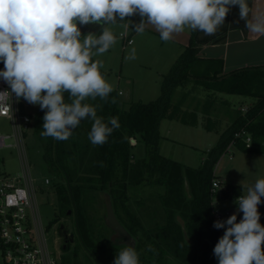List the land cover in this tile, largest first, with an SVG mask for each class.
<instances>
[{
  "label": "trees",
  "instance_id": "trees-1",
  "mask_svg": "<svg viewBox=\"0 0 264 264\" xmlns=\"http://www.w3.org/2000/svg\"><path fill=\"white\" fill-rule=\"evenodd\" d=\"M117 21H120L119 17ZM124 21H128V17ZM199 87L206 91L203 98L193 94ZM178 88H181V92L175 101L174 95ZM220 93L243 95L252 97L253 100L244 112L240 108L229 112L231 124L220 134L203 167L196 170L162 155L160 124L163 119H176L186 125H198L202 114L206 120L204 126L208 130L219 132L217 120L212 121V117L219 118ZM64 95L67 100L68 94ZM118 98L119 92L113 90L106 101L99 97L87 101L92 106L98 105L97 115L105 122L110 117L118 118L120 127L113 131L108 142L102 146H93L87 137L93 123L90 119L82 135L73 131L67 141L42 137L44 121L37 113L34 116L37 124L34 128L45 142L44 159L54 165L57 162L61 164L65 157L70 160L78 153L89 157L88 163L82 159L81 165L84 164L85 169L91 170L77 179L87 183L84 184L86 188H93L95 182H98L99 189L107 190L111 195L118 219L136 238L137 245L145 247L142 252L138 251V246L135 249L139 264H218L213 249L225 229L213 227L216 221L212 204L214 167L232 143L246 152L264 153V64L225 72L222 59L199 56L196 30H191L188 44L163 74L161 94L156 100L135 102L127 109H122L118 105ZM39 110L44 116L46 110L42 111L40 107ZM242 130L249 132L252 137L250 147L246 146L244 140L236 137ZM132 138L144 142L147 149L145 157L136 159L133 156ZM76 174H70L71 178ZM146 184L163 188L159 198L166 213L163 224L147 228L128 204L130 190ZM72 189L74 195L80 198L82 192L79 182ZM57 190L65 212H77L76 227L80 238L86 246L94 248L97 240L93 234L91 212L86 207L88 205L79 206L78 202L73 205L69 199L64 203V186L58 185ZM240 195L239 187L233 184H228L223 190L224 198L233 199ZM259 213V222L264 226V209ZM236 215L239 222L243 213L238 212ZM138 232L144 233L146 239L138 240ZM124 245L118 249L121 250Z\"/></svg>",
  "mask_w": 264,
  "mask_h": 264
},
{
  "label": "clouds",
  "instance_id": "clouds-1",
  "mask_svg": "<svg viewBox=\"0 0 264 264\" xmlns=\"http://www.w3.org/2000/svg\"><path fill=\"white\" fill-rule=\"evenodd\" d=\"M237 5L245 27L264 34V21L247 19L246 0H0V62L5 66L0 78L17 99L38 103L42 111L46 110L42 137L67 141L82 120L90 119L93 123L88 139L93 146H102L120 124L117 117L105 122L97 115L98 105L85 102L97 97L106 101L113 91L101 74L102 64L92 60L91 50L103 54L116 40L103 27L99 36L89 34L82 42L77 21L82 25L115 23L117 17L124 21L139 13L147 19L135 25V32L142 34L146 23L151 24L167 42L185 26L205 35L214 34L231 7ZM135 58L132 49L126 59ZM262 197L264 179H258L235 200L238 212L243 213L239 222L236 214L214 222L216 229L227 226L213 249L218 264H264V226L258 211V205L264 203ZM113 264H139L138 253L133 246L124 245Z\"/></svg>",
  "mask_w": 264,
  "mask_h": 264
},
{
  "label": "rangeland",
  "instance_id": "rangeland-1",
  "mask_svg": "<svg viewBox=\"0 0 264 264\" xmlns=\"http://www.w3.org/2000/svg\"><path fill=\"white\" fill-rule=\"evenodd\" d=\"M142 18L139 13L128 17V21H117L115 23H105L98 33L83 32V37L89 34L99 36L103 27L111 31L116 42L103 54H95L93 48L92 60L102 64L101 74L104 76L113 90L119 94L118 105L122 109H127L135 102H149L156 100L161 94L162 74L167 72L171 65L176 61L181 53L177 52L175 44L170 45V40L164 42L160 39V32L154 25L147 24L142 34L135 32V25ZM189 28L188 26H186ZM121 33L131 36L133 43L124 46ZM179 32L172 35L177 36ZM191 33V32H190ZM94 36L93 38H97ZM172 38V37H171ZM135 49V59H126ZM172 54L176 57H171ZM1 63V62H0ZM5 67V66H4ZM178 88L174 100L176 101L181 92ZM198 97L203 98L206 91L203 88H196ZM218 117H212V121L217 120L218 131L208 130L205 126V116L201 114V123L198 125H186L176 119H163L160 124V153L168 158L179 161L191 168L199 170L203 167L205 160L209 157L210 150L217 144L220 134L231 124L229 112L235 108L244 109L252 102V97H245L237 94H219ZM92 100L86 99L85 102ZM225 100V102H224ZM223 101V102H222ZM88 103V102H87ZM21 112L32 117L30 128L24 137V155L14 147L0 149V174L17 175L23 172V166L27 165L36 190V200L39 207L42 222L47 230L46 235L53 251V257L60 264H113L117 251L123 244L116 245L115 233L105 223L107 213L106 191L99 189V183L95 182L93 188H86L85 182L77 179L79 176L87 175L91 170L85 169L81 165L82 159L88 163L89 157L81 156L78 153L74 158H63L60 163L50 165L44 159L45 142L35 132L36 121L34 116L38 113L43 119L39 106H31L27 101L20 105ZM45 114V113H43ZM88 119L80 122L74 130L78 134L84 132ZM13 125L10 119L0 117V134L12 133ZM86 135V134H85ZM88 137V134H87ZM135 140V141H134ZM79 142V140H77ZM134 144L132 148L133 156L141 159L146 156V146L140 139L132 138ZM232 156V158H231ZM74 170V171H73ZM87 170V172H86ZM77 173L73 179L72 173ZM214 174L216 179L221 180V185L226 187L228 184L237 185L242 194H246L249 186L255 184L258 179H264V153L246 152L236 145H231L223 153L215 164ZM49 179V182H46ZM79 182L81 186V197L74 195L72 187ZM64 186L66 198L63 200L74 205L78 202L79 206H86L91 212V222L93 224V234L97 240L94 248L84 244L77 231V212L70 210L65 212L62 208L57 186ZM163 188L154 185H139L130 190V200L128 204L134 211L137 218L143 221L147 227L161 225L166 220V213L163 203L160 201L159 194ZM236 198L222 200L220 206L224 208H235ZM75 203V204H76ZM263 209H259L261 211ZM57 220V222H55ZM61 225H64L61 228ZM61 229V231H60ZM65 230L67 236L73 238L65 240ZM72 234V235H71ZM138 240L146 239L144 233L138 232ZM144 238V239H143ZM122 244V245H121ZM148 246L150 245L147 241ZM104 247H100V246ZM64 246H66L64 248ZM143 251L144 246L135 244V249ZM2 254L0 252V264H2Z\"/></svg>",
  "mask_w": 264,
  "mask_h": 264
},
{
  "label": "built area",
  "instance_id": "built-area-1",
  "mask_svg": "<svg viewBox=\"0 0 264 264\" xmlns=\"http://www.w3.org/2000/svg\"><path fill=\"white\" fill-rule=\"evenodd\" d=\"M121 37L125 40V44L133 42L127 33H121ZM3 69L4 63L1 62L0 70ZM3 92L8 93L0 95V117L11 120L13 131L12 133L0 134V149L14 147L19 150L21 155H24V137L30 128L32 117L21 112L20 105L25 100L23 98L17 99L8 83L0 78V93ZM236 137L244 140L247 147L251 146L252 137L246 130L237 133ZM231 145H235V143ZM46 182H49V179H46ZM221 183V180L216 179V177L212 180L213 217L216 221H224L233 215L231 208L220 206L222 200H228L223 196L225 187ZM46 232L28 166H23V172L17 175L0 174V252L3 259L2 264H60L53 257Z\"/></svg>",
  "mask_w": 264,
  "mask_h": 264
},
{
  "label": "crops",
  "instance_id": "crops-1",
  "mask_svg": "<svg viewBox=\"0 0 264 264\" xmlns=\"http://www.w3.org/2000/svg\"><path fill=\"white\" fill-rule=\"evenodd\" d=\"M246 3L249 7L247 19L252 22L264 21V0H246ZM190 32L191 29L185 26L184 31L179 32L177 36L172 35L170 45L175 44L178 55L188 44ZM129 37L131 38L130 35ZM196 39L199 44V56L222 59L225 72L239 67L264 64V34L252 33L245 27V21L239 19L238 5L231 7L224 24L218 26L214 34L205 35L202 31L196 30ZM127 45L129 44H125L124 40V46ZM174 55L177 54H172L171 57ZM261 199L264 201V197ZM231 209L233 214L238 213L237 207ZM259 209H264V203L258 205Z\"/></svg>",
  "mask_w": 264,
  "mask_h": 264
},
{
  "label": "water",
  "instance_id": "water-1",
  "mask_svg": "<svg viewBox=\"0 0 264 264\" xmlns=\"http://www.w3.org/2000/svg\"><path fill=\"white\" fill-rule=\"evenodd\" d=\"M102 26H103V22H101V21L100 22H89L86 25L80 24L79 21L77 22V27L80 29V31L87 32V33H98L101 30ZM30 105L31 106H39L38 103L30 104ZM106 207H107V213L105 216V221H106L107 225L109 227H111V229L114 231L115 234H120L125 238V240H126L125 244L126 245H130V246L135 247L136 238L133 237V235H131V233L127 230V228L118 219V217L115 213L114 207H113L111 195L109 193H106ZM70 213H71V211H69V214ZM63 227H64V225H61V228H63ZM65 247L66 246H64V248Z\"/></svg>",
  "mask_w": 264,
  "mask_h": 264
},
{
  "label": "flooded vegetation",
  "instance_id": "flooded-vegetation-1",
  "mask_svg": "<svg viewBox=\"0 0 264 264\" xmlns=\"http://www.w3.org/2000/svg\"><path fill=\"white\" fill-rule=\"evenodd\" d=\"M67 231H65V240H68V239H70V237H68L67 236ZM72 235V234H71ZM132 235V234H131ZM134 237V236H133ZM115 238L117 239V243L119 244V243H123V244H125V242H126V240H125V238L122 236V235H120V234H115ZM72 239V238H71ZM71 239H70V241H71ZM73 241V240H72ZM122 245V244H121ZM126 245V244H125Z\"/></svg>",
  "mask_w": 264,
  "mask_h": 264
}]
</instances>
